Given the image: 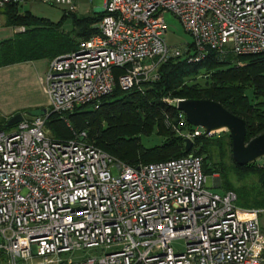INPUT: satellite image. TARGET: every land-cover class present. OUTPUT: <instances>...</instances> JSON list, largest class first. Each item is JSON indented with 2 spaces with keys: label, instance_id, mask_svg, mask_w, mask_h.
I'll return each mask as SVG.
<instances>
[{
  "label": "built area",
  "instance_id": "2783aa9c",
  "mask_svg": "<svg viewBox=\"0 0 264 264\" xmlns=\"http://www.w3.org/2000/svg\"><path fill=\"white\" fill-rule=\"evenodd\" d=\"M29 1L78 15L83 0H0V9ZM103 12L99 34L51 61L43 86L52 113L98 108L116 88L143 91L171 58L264 54V0H104ZM167 14L192 36V48L168 45ZM180 119L183 130L174 129L184 140L205 133L185 130ZM46 120L0 131V264H264V209L211 192L202 157L131 167L88 144L85 132L53 139ZM85 249L102 253L61 259Z\"/></svg>",
  "mask_w": 264,
  "mask_h": 264
},
{
  "label": "trees",
  "instance_id": "16d2710c",
  "mask_svg": "<svg viewBox=\"0 0 264 264\" xmlns=\"http://www.w3.org/2000/svg\"><path fill=\"white\" fill-rule=\"evenodd\" d=\"M21 5L7 4L0 9L5 10L9 26L25 28L24 32L0 43V69L43 59L52 61L76 52L81 43L100 33L98 25L106 16L105 12L80 16L64 11L61 21L53 23L30 11L21 13ZM68 20L72 28L66 33L62 28ZM114 71L116 76L122 73L120 69ZM159 77L158 81L145 84L143 91L123 92L116 88L112 95L100 100L98 108L83 106L65 116L52 113L50 109L20 114L43 116L47 110L46 126L50 137L69 141L85 132L88 144L131 167L186 156L185 140L174 129V126L180 128L182 113L167 100L218 102L246 122L247 143L264 135V54L221 57L211 52L202 63L171 58L160 66ZM88 107L91 109L87 110ZM7 122L1 119L0 131H6ZM185 130L193 131L194 127L187 123ZM154 134L163 138L162 144L146 147L142 137ZM191 153L203 158V170L207 176L218 174L225 191L237 195L239 207L264 208V165H237L232 157L229 134L204 133L194 139ZM253 177L259 184V192L254 197L256 206L241 205L239 199H249L245 183Z\"/></svg>",
  "mask_w": 264,
  "mask_h": 264
},
{
  "label": "rangeland",
  "instance_id": "374dc122",
  "mask_svg": "<svg viewBox=\"0 0 264 264\" xmlns=\"http://www.w3.org/2000/svg\"><path fill=\"white\" fill-rule=\"evenodd\" d=\"M78 6H79L78 15H80V16H92L95 14L102 13L104 11V0H91V1L90 0H86V1L83 0V1H80L78 3ZM27 11L32 12L33 15H35L39 18L48 19L53 23H58L59 21H61L63 15H64L65 9L63 7H59V6H49V5H44L42 3L29 1V2H26L20 6V12L21 13H24ZM0 16L6 18V14H5L4 9H2L0 11ZM165 18H166V22L168 25V32L166 33V40H167V43L170 47H177V48L184 50L188 44L193 43L194 40H193L192 36H190L188 33L185 32L181 22L178 19H176L172 14H167L165 16ZM71 28H72L71 22H70V20H68L64 24L62 31L67 33L71 30ZM146 65H148V63ZM88 109H91V107H88L87 110ZM27 118H32V117H27ZM1 119L2 118L0 117V121H1ZM14 129H15V127L7 128L6 132L14 130ZM46 131L50 135V132H49V129H47V126H46ZM223 134H229V132L227 130H220V131H216V132L212 133V135H217V136H222ZM142 142L146 147H153V146L162 144L163 138L160 136H157L156 134H154L150 137L143 136ZM256 164L264 165V157L260 158L256 162ZM112 173L114 176H116L118 174L117 170H113ZM218 178H220L218 176V174H216L213 177H209L208 185H207L208 189L211 192L218 193V194L226 193L225 189L222 187L221 180L218 183V181H217ZM214 179H216V184H217L216 187L214 186ZM256 182H257V179L253 177L249 182L245 183L246 184L245 187L247 189L246 192L249 194V199L244 200V201H241L239 199V204L245 205V206L246 205L247 206H256L254 197L259 192V184ZM173 246H174L175 250L183 251L184 242L183 241H176V242H174ZM101 253L102 252L97 250V249H85L82 251L61 255V259L65 262H67L69 260L79 261V260H82L83 258L93 257V256L99 255Z\"/></svg>",
  "mask_w": 264,
  "mask_h": 264
},
{
  "label": "water",
  "instance_id": "95a60500",
  "mask_svg": "<svg viewBox=\"0 0 264 264\" xmlns=\"http://www.w3.org/2000/svg\"><path fill=\"white\" fill-rule=\"evenodd\" d=\"M177 108L184 114L191 126L201 128L207 134L227 130L232 141V157L237 165L254 164L264 157V135L247 143L246 122L230 113L220 103L211 100H182L178 102ZM46 114L47 110H44L43 116ZM24 118L23 114H17L9 119L6 126L8 128L16 127L23 122ZM193 145L192 140H185L184 152L186 155L191 153ZM217 181L219 183L220 178ZM216 185V179H214V186L216 187Z\"/></svg>",
  "mask_w": 264,
  "mask_h": 264
},
{
  "label": "crops",
  "instance_id": "0c3cea01",
  "mask_svg": "<svg viewBox=\"0 0 264 264\" xmlns=\"http://www.w3.org/2000/svg\"><path fill=\"white\" fill-rule=\"evenodd\" d=\"M18 29L0 16V43L12 39ZM51 61L43 59L16 64L0 69V117L8 120L25 111L49 109L43 79L49 71ZM27 118V117H25ZM264 209V208H260ZM264 234V214L259 216Z\"/></svg>",
  "mask_w": 264,
  "mask_h": 264
}]
</instances>
